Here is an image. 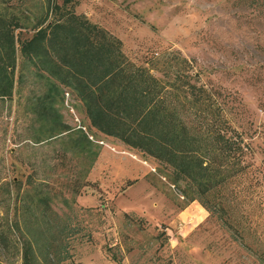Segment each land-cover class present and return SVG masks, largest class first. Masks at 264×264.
Returning <instances> with one entry per match:
<instances>
[{
  "label": "rangeland",
  "instance_id": "obj_1",
  "mask_svg": "<svg viewBox=\"0 0 264 264\" xmlns=\"http://www.w3.org/2000/svg\"><path fill=\"white\" fill-rule=\"evenodd\" d=\"M68 20L118 41L79 70H122L125 105L143 118L116 121L115 137L99 132L93 99L16 52L13 71L0 72V264H30L24 241L41 246L44 211L77 231L62 264H264V0H0L11 47ZM170 50L227 96L251 167L220 154L212 118L152 78ZM125 125L129 145L116 138Z\"/></svg>",
  "mask_w": 264,
  "mask_h": 264
},
{
  "label": "trees",
  "instance_id": "obj_2",
  "mask_svg": "<svg viewBox=\"0 0 264 264\" xmlns=\"http://www.w3.org/2000/svg\"><path fill=\"white\" fill-rule=\"evenodd\" d=\"M75 22L76 20H68L50 23L47 28L35 32L28 40L16 38L12 47L11 42L4 41L5 36L0 35L2 42L11 47V50L0 52V72H3L5 78V72L13 71L18 52L23 61L34 63V66L45 70L60 86L67 87L76 96L78 94L84 99H93L94 103L91 101L90 105H87L91 125L99 132L115 137L114 131L110 133V129H114L116 121L122 119L141 121L144 110L137 107V110L130 111L125 105L130 93L129 83L122 70H79V67H87L94 59L102 56L104 49L100 44H104L105 48L109 46L106 49L107 52H111L110 48L119 49V43L95 25L86 21L80 22L81 26L78 29V23L75 25ZM151 65L155 72V77L152 78L157 85L173 92L190 104L197 113H204L212 118L216 125V132L212 138L213 147L222 155L236 157L239 162L243 161L245 168L251 167V162H246V159L253 156L252 149L224 116L228 103L227 96L222 95L220 90L202 84L191 62L177 51L170 50L164 53ZM112 84L119 89L116 93L111 92L115 90ZM106 99L113 100L106 104L104 102ZM121 99L122 104L119 102ZM129 130L130 126L125 125L122 128L123 134L119 132L116 138L122 142L126 141L124 143H130L126 138L122 140ZM195 200L210 216L216 214L215 208L202 198L195 196ZM38 221L42 231L35 234L34 238L40 240L41 246L37 247V242H32L37 249L38 257L34 256L36 249L32 248L31 241L25 239L23 247L27 254L26 261L29 259L30 264H62L67 261L70 255L66 241L77 233L75 228L68 229L64 221L50 211L39 213Z\"/></svg>",
  "mask_w": 264,
  "mask_h": 264
}]
</instances>
